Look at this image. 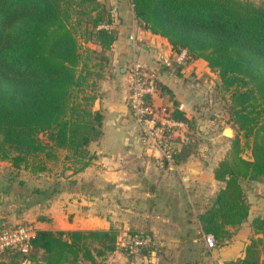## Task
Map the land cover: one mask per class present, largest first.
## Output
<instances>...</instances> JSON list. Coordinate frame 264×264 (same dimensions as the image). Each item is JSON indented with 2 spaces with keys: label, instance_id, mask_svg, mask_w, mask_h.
Masks as SVG:
<instances>
[{
  "label": "trees",
  "instance_id": "obj_1",
  "mask_svg": "<svg viewBox=\"0 0 264 264\" xmlns=\"http://www.w3.org/2000/svg\"><path fill=\"white\" fill-rule=\"evenodd\" d=\"M131 1L144 27L168 40L172 58L184 51L185 62L204 59L229 93V121L237 135L213 168L222 185L199 213L204 232L223 243L248 219L244 182L264 177V0ZM112 24L111 7L101 0H0V160L32 174L47 170L59 150L72 173L92 162L90 144L103 134V113L94 101L116 39ZM155 79L160 93H173ZM180 106L175 100L167 115L189 125L190 115ZM182 125L165 130L162 140L176 165L188 157L187 146L171 140L182 135ZM242 138L250 142V157L243 154ZM60 186L55 181L34 189L38 199L31 203L51 198ZM252 225L262 236L252 235L244 254L223 264H264V217H255ZM33 230L26 251L0 250V264H80L82 258L92 260L93 239L98 255L117 247L114 231ZM122 248L128 255H148L151 249Z\"/></svg>",
  "mask_w": 264,
  "mask_h": 264
},
{
  "label": "crops",
  "instance_id": "obj_2",
  "mask_svg": "<svg viewBox=\"0 0 264 264\" xmlns=\"http://www.w3.org/2000/svg\"><path fill=\"white\" fill-rule=\"evenodd\" d=\"M101 1L111 7L116 32L94 101V108L103 113V134L90 144L96 157L85 169L67 172L62 189L44 206L47 216L34 218V226L145 231L155 239L157 250L150 249L148 255H128L116 247L100 256L92 251V260L81 259L85 264H223L241 257L249 241L251 216L264 211V177L249 187L248 197L257 194L258 201L256 205L249 198L248 219L228 240L210 248L199 213L222 185L213 174L216 163L186 160L176 165L163 159L159 145L144 138L127 100L133 63L154 72L174 94L183 92L189 77L200 79L214 71L202 58L184 60L177 63L179 67L161 65L160 56L171 55L169 42L144 27L135 16L132 1ZM154 101L158 106V94ZM180 105H185L182 99Z\"/></svg>",
  "mask_w": 264,
  "mask_h": 264
},
{
  "label": "rangeland",
  "instance_id": "obj_3",
  "mask_svg": "<svg viewBox=\"0 0 264 264\" xmlns=\"http://www.w3.org/2000/svg\"><path fill=\"white\" fill-rule=\"evenodd\" d=\"M253 1L260 3L263 0ZM106 66L108 67V64ZM182 90L183 92L178 94L165 91L160 93V90H157L159 105L157 106L155 103L158 108L156 111L160 115L164 113L167 114L172 109L174 101L177 100L180 103V99H182L185 105L184 107L180 106V108H186L185 110L190 115V123L189 125L184 124L178 127L179 133L182 135H176L178 136L177 138L171 135L173 145L179 147L185 144L187 146L184 153L188 155L186 160L189 162L205 165L216 163L231 149L232 140L237 135L235 127H233L231 121H229V93L224 91L220 86V79L216 72L211 75L203 76V78L200 79L189 77L187 82H185V88ZM134 115H132L133 119L135 118ZM227 126L233 127L232 136H226L223 133L224 128ZM241 145L243 147L244 156L250 157V142L242 138ZM63 154L64 152L59 150L58 158L52 159L48 163V169L35 174L23 169H14L7 161L0 160V217L4 218L0 230L8 229L18 223H26L25 225L36 228L33 224V219L47 216L44 206L48 204L47 202L54 196L32 204L31 202L35 201L32 198L38 199V196L34 197L32 192L36 188H48L55 181L60 182V185L61 183H66V174L67 172L70 174L71 169L68 168L69 163L64 159ZM250 185L251 182H244L248 201L249 198H251L252 202L257 205V194L250 193L251 195L248 197ZM60 187H62V185ZM249 204H251L250 201ZM262 206L264 208V203H262ZM260 211L261 213L257 212L256 214L254 212L255 215L253 214L251 216L252 220L257 216L264 217V211H262V209ZM28 212L30 213L29 215ZM10 214H14V218H9ZM252 220L249 223V239L252 235L255 237L262 236L261 233H254ZM242 224L236 227L233 233H235ZM116 233L118 236L116 246L123 251L118 240L120 242L119 236H123L127 232L120 230ZM98 244V241L92 240L89 246L91 253L94 251L95 254H97L96 246H98ZM150 248L157 250L156 243L151 244ZM80 264H85V262L81 260Z\"/></svg>",
  "mask_w": 264,
  "mask_h": 264
},
{
  "label": "built area",
  "instance_id": "obj_4",
  "mask_svg": "<svg viewBox=\"0 0 264 264\" xmlns=\"http://www.w3.org/2000/svg\"><path fill=\"white\" fill-rule=\"evenodd\" d=\"M184 59L185 52L182 51L174 58L171 55H162L159 61L161 64L172 66L173 62L179 64ZM155 78L156 74L154 72L146 70L139 62L133 63L129 70L127 100L142 125L144 138L158 144L162 150L163 157L171 161L172 158L168 149L162 144L164 132L165 130L169 131L172 126L182 125V123L172 120L166 113L163 115L158 114L154 104L147 99L148 96L154 99L158 92ZM33 233V228L25 224L14 225L2 230L0 232V250L21 246L22 250L26 251ZM119 237L120 242L118 240V243L121 246L137 248L142 245L154 244V239L149 233L132 235L127 232ZM204 239L210 248L215 247L216 239L212 234H205Z\"/></svg>",
  "mask_w": 264,
  "mask_h": 264
},
{
  "label": "water",
  "instance_id": "obj_5",
  "mask_svg": "<svg viewBox=\"0 0 264 264\" xmlns=\"http://www.w3.org/2000/svg\"><path fill=\"white\" fill-rule=\"evenodd\" d=\"M223 133L226 135V136H232L233 135V127L231 126H227L224 128L223 130ZM9 218H14V214H10L9 215ZM3 222V219L0 218V224Z\"/></svg>",
  "mask_w": 264,
  "mask_h": 264
}]
</instances>
